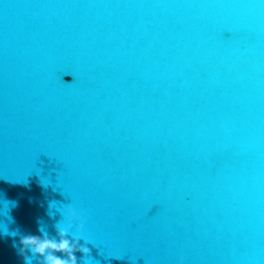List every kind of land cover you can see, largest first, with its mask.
I'll return each mask as SVG.
<instances>
[{
	"label": "water",
	"instance_id": "95a60500",
	"mask_svg": "<svg viewBox=\"0 0 264 264\" xmlns=\"http://www.w3.org/2000/svg\"><path fill=\"white\" fill-rule=\"evenodd\" d=\"M68 206L90 264H264V0H0V264Z\"/></svg>",
	"mask_w": 264,
	"mask_h": 264
},
{
	"label": "clouds",
	"instance_id": "9594fccd",
	"mask_svg": "<svg viewBox=\"0 0 264 264\" xmlns=\"http://www.w3.org/2000/svg\"><path fill=\"white\" fill-rule=\"evenodd\" d=\"M61 213L66 223H56L55 236L50 235L41 223L42 235L28 234L20 237L19 253L23 256L25 264H32L33 259L37 260V264H78L76 252L82 253V259L90 264L91 249L87 245L92 242L82 235L84 217L70 206L67 207L66 212ZM73 227L75 232L70 236L69 233ZM81 240L84 242L80 243ZM28 252L31 255H28ZM184 259L183 256L179 257L177 264H183Z\"/></svg>",
	"mask_w": 264,
	"mask_h": 264
}]
</instances>
